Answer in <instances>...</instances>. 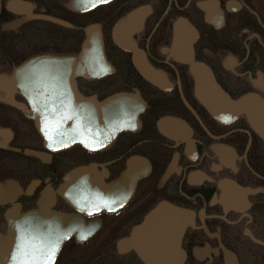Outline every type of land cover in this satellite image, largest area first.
Segmentation results:
<instances>
[{"label": "flooded vegetation", "instance_id": "1", "mask_svg": "<svg viewBox=\"0 0 264 264\" xmlns=\"http://www.w3.org/2000/svg\"><path fill=\"white\" fill-rule=\"evenodd\" d=\"M86 28L112 71L55 66L35 99L20 65L79 53ZM189 57L232 100L264 103V0H0V264H264V138L203 104ZM116 95L138 96L136 121ZM157 207L161 231L119 246Z\"/></svg>", "mask_w": 264, "mask_h": 264}, {"label": "water", "instance_id": "2", "mask_svg": "<svg viewBox=\"0 0 264 264\" xmlns=\"http://www.w3.org/2000/svg\"><path fill=\"white\" fill-rule=\"evenodd\" d=\"M57 23H61L59 21L52 20ZM116 29V30H115ZM114 29V38L116 43L127 49L133 51V59L138 70L146 75L153 74V72L148 67L146 61L142 59V54L139 53L134 47L131 46L130 37L127 32L123 31V28H115ZM117 31H120L119 36L117 35ZM86 39L83 44L82 51L74 54H47L44 57L47 60V73L50 71H54V67L61 65L62 73H64L63 80H72L73 75H84L89 77H97L107 72L112 71V67L106 61L103 47H102V39L99 28H86ZM187 64L191 66V70L196 77L197 82V96L199 99L205 104L211 112L218 119H232L236 115H239L242 112H246L249 118L255 122L257 129L260 134L264 138V103L257 101L258 103H251L249 98H242L239 100H232L216 83L215 79L211 71L203 64L194 62L192 58H188L186 61ZM36 73V72H29ZM38 74V73H36ZM43 75L38 74L36 78L42 77ZM72 87V84H70ZM131 100L129 101V96L124 95H116L112 98L111 103H115L116 105H124L130 104L131 111L129 117L122 118L124 122L136 121L137 114L140 111L138 106L141 105L140 100L137 95H130ZM83 105L85 107L90 105L87 103V100L84 99ZM136 109V110H135ZM123 111H127L125 107H122ZM80 113V112H78ZM117 113H122V111H117ZM68 114L58 113V112H47V121L53 122H65L66 120H79V114L73 113L75 115L74 118L66 117ZM81 115V114H80ZM92 115V112L83 113V118L89 119ZM43 120V113H40L38 118V123L40 124ZM161 210L162 207H157L152 210L144 219V222L137 226L132 231V235L127 239H123L119 242V246L133 245L136 247L137 251L139 250V246L141 243V238H144V233H159L161 231L162 225L164 222L161 221ZM55 217L64 220L67 218L64 215H60L58 213H50L47 211V218ZM48 220V219H47Z\"/></svg>", "mask_w": 264, "mask_h": 264}, {"label": "bare ground", "instance_id": "3", "mask_svg": "<svg viewBox=\"0 0 264 264\" xmlns=\"http://www.w3.org/2000/svg\"><path fill=\"white\" fill-rule=\"evenodd\" d=\"M47 56V54H38L34 55L28 59H26L20 67L24 70V73H29L31 71L36 72L38 74L43 75L44 77H38V78H32L31 85L34 88V90L37 92L33 97L35 99H41L43 96H45V92L42 91L47 88V60L44 59V57ZM20 81H24L23 78H19ZM26 81V79H25ZM41 111H33L31 114L33 117H36L37 119L40 116ZM4 132V131H3ZM35 155H38L35 153ZM14 241V242H13ZM12 239L10 242L11 245V251L15 246V240Z\"/></svg>", "mask_w": 264, "mask_h": 264}]
</instances>
